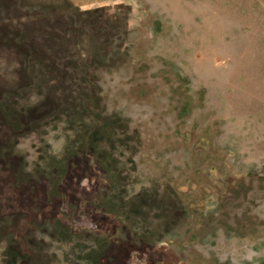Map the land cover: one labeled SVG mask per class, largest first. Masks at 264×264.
I'll use <instances>...</instances> for the list:
<instances>
[{"label":"rangeland","instance_id":"rangeland-1","mask_svg":"<svg viewBox=\"0 0 264 264\" xmlns=\"http://www.w3.org/2000/svg\"><path fill=\"white\" fill-rule=\"evenodd\" d=\"M0 264H264V0H0Z\"/></svg>","mask_w":264,"mask_h":264},{"label":"trees","instance_id":"trees-1","mask_svg":"<svg viewBox=\"0 0 264 264\" xmlns=\"http://www.w3.org/2000/svg\"><path fill=\"white\" fill-rule=\"evenodd\" d=\"M78 140V139H77ZM76 144H78V143H75L74 141L73 142H70V141H68V142H64V146H66V147H70V146H75V148L77 147V145ZM78 148V147H77ZM74 151V153L76 152V149H74L73 150ZM65 169V167H60V169H58V168H54L53 169V173H61V174H64L65 173V171H63Z\"/></svg>","mask_w":264,"mask_h":264}]
</instances>
